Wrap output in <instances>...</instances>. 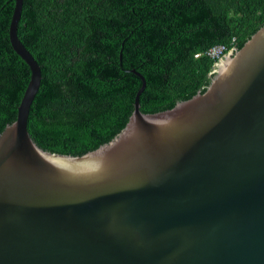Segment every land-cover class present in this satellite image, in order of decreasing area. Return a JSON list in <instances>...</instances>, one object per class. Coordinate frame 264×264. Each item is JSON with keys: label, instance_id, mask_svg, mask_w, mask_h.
Here are the masks:
<instances>
[{"label": "water", "instance_id": "water-1", "mask_svg": "<svg viewBox=\"0 0 264 264\" xmlns=\"http://www.w3.org/2000/svg\"><path fill=\"white\" fill-rule=\"evenodd\" d=\"M0 134V264H264V26L215 64L204 92L143 113L81 156L28 130L42 70ZM122 60V55L120 56Z\"/></svg>", "mask_w": 264, "mask_h": 264}, {"label": "trees", "instance_id": "trees-1", "mask_svg": "<svg viewBox=\"0 0 264 264\" xmlns=\"http://www.w3.org/2000/svg\"><path fill=\"white\" fill-rule=\"evenodd\" d=\"M15 5L0 0V134L32 74L10 41ZM262 26L264 0H23L18 37L42 70L30 135L51 153L94 151L133 114L132 70L143 113L172 109L209 86L211 48L239 50Z\"/></svg>", "mask_w": 264, "mask_h": 264}, {"label": "built area", "instance_id": "built-area-1", "mask_svg": "<svg viewBox=\"0 0 264 264\" xmlns=\"http://www.w3.org/2000/svg\"><path fill=\"white\" fill-rule=\"evenodd\" d=\"M233 51V50H232ZM227 52V49L225 46L221 45V46H215L213 48H211L206 55L212 59H218L221 60L225 54Z\"/></svg>", "mask_w": 264, "mask_h": 264}]
</instances>
